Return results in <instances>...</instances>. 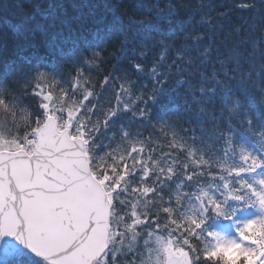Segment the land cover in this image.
Here are the masks:
<instances>
[{
	"label": "snow or ice",
	"instance_id": "snow-or-ice-1",
	"mask_svg": "<svg viewBox=\"0 0 264 264\" xmlns=\"http://www.w3.org/2000/svg\"><path fill=\"white\" fill-rule=\"evenodd\" d=\"M9 3L0 264H264V0Z\"/></svg>",
	"mask_w": 264,
	"mask_h": 264
},
{
	"label": "trees",
	"instance_id": "trees-1",
	"mask_svg": "<svg viewBox=\"0 0 264 264\" xmlns=\"http://www.w3.org/2000/svg\"><path fill=\"white\" fill-rule=\"evenodd\" d=\"M4 8H5L6 12L15 11V5L14 4H10L9 0H5Z\"/></svg>",
	"mask_w": 264,
	"mask_h": 264
},
{
	"label": "water",
	"instance_id": "water-1",
	"mask_svg": "<svg viewBox=\"0 0 264 264\" xmlns=\"http://www.w3.org/2000/svg\"><path fill=\"white\" fill-rule=\"evenodd\" d=\"M9 243H11V242H9Z\"/></svg>",
	"mask_w": 264,
	"mask_h": 264
}]
</instances>
